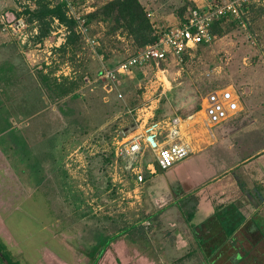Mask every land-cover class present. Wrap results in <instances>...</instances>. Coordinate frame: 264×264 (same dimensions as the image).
<instances>
[{
	"label": "rangeland",
	"instance_id": "rangeland-1",
	"mask_svg": "<svg viewBox=\"0 0 264 264\" xmlns=\"http://www.w3.org/2000/svg\"><path fill=\"white\" fill-rule=\"evenodd\" d=\"M61 1L0 0V205L16 201H7L6 191L14 187L15 197L19 174L30 189L7 217L16 241L4 238L9 261L56 264L49 250L69 264H93L104 240L116 236L95 264H212L206 251L217 242V225L211 226L209 245L199 248L177 206L186 183L167 177L170 169L154 166L149 172L150 150L140 160L120 157L118 143L129 135L139 110L151 108L156 121L180 119L190 154L175 165L177 176L195 173V186L215 190L209 195L214 212L216 206L225 214L233 207L246 222L264 219V0L247 4L242 23L224 20L211 42L180 59L170 54L166 62L133 68L113 85L97 80L96 73L139 49L126 32L110 34L109 22L86 23L87 14L111 0L67 2V16L82 33L63 49L66 27L50 16H33ZM137 1L157 34L213 0ZM5 22L14 28L3 30ZM72 82L71 92L57 88ZM222 89L236 95L240 110L209 125L202 99ZM40 181L59 200L56 216L48 196L31 192ZM55 185L60 193H54ZM220 185L227 190L219 193L225 189L218 190ZM248 228L245 223L232 238ZM64 232L72 235L69 241L60 237Z\"/></svg>",
	"mask_w": 264,
	"mask_h": 264
},
{
	"label": "built area",
	"instance_id": "built-area-1",
	"mask_svg": "<svg viewBox=\"0 0 264 264\" xmlns=\"http://www.w3.org/2000/svg\"><path fill=\"white\" fill-rule=\"evenodd\" d=\"M251 0H213L210 4L191 9L187 18L177 25L165 28L158 33L155 42L146 45L135 55L118 63L113 68H102L96 73L97 80H103L112 85L120 79V75L131 69L156 62H166L168 55L180 59L191 48L209 43L214 39L211 25L219 20L243 22V9ZM254 1V0H253ZM6 24V25H5ZM3 24V30L14 28L21 24L18 20L14 26ZM15 26V27H16ZM79 32L82 30L79 27ZM85 82L89 77L85 76ZM112 90V87H110ZM201 113L209 125H218L233 117L240 110L239 100L229 89L214 90L204 96ZM149 109V110H148ZM139 110L133 128L121 142L118 143L119 155L127 161L143 156L145 151L154 153V163L147 170L155 168L167 170L189 157L190 150L180 137V119L156 121L151 108ZM137 160V161H138ZM135 173L137 182H142V176ZM0 264H6L0 261Z\"/></svg>",
	"mask_w": 264,
	"mask_h": 264
},
{
	"label": "trees",
	"instance_id": "trees-1",
	"mask_svg": "<svg viewBox=\"0 0 264 264\" xmlns=\"http://www.w3.org/2000/svg\"><path fill=\"white\" fill-rule=\"evenodd\" d=\"M83 1L84 0H62L57 5L44 12L37 11L33 14V16L37 18L42 15L50 16L66 27L68 36L62 49L74 46V39L80 37V32L75 30L76 27H78L77 20L73 17L67 16V2L71 5H79L83 3ZM195 8L196 6L192 9ZM85 17L88 19V21H86L87 24L95 19L109 22L112 25L110 28V34H114L117 30L126 32V36L131 38V41L139 50L143 49L146 45L155 42L158 36V33L155 34L152 25L137 0H111L99 10L87 14ZM184 20L185 18L181 19V21ZM223 22L224 20L216 21L211 25L212 34L220 28L218 26ZM229 22H232L231 24L235 23L234 21ZM114 66H107V68H113ZM46 80L47 79H44L45 82ZM74 86L75 84L72 82L69 84L70 88H63V85L57 86V88H61V93H63V90L69 89V91L67 90L65 92L68 93L71 92ZM39 179L41 178L39 177ZM177 206L186 225L192 231L194 238L197 240L198 247L203 250L212 240L210 236L213 234V227L211 226L214 224L217 225L214 236V239H217V242L213 243L210 250L207 249L206 251V255H210L211 257L212 264H218L223 260H227L229 264H264V262H260V259H264V247L261 248L260 246V243H264V219H259L254 216L253 219L246 224L247 227H249L248 230L246 229L245 231L244 229L243 231L238 232L241 239L238 237L235 239L231 237L229 242H227L230 232L227 231L228 228L224 225L225 213H222V210H219L221 207H216V212L212 220L202 225H195L193 220L198 206L197 197L193 194L186 195L178 200ZM221 236L225 238L226 242ZM115 238L116 236L104 240L102 248L97 254L96 261L101 257L103 251ZM0 261H4L6 264H13L9 261L5 246L2 243H0ZM96 261H94L93 264H95Z\"/></svg>",
	"mask_w": 264,
	"mask_h": 264
},
{
	"label": "crops",
	"instance_id": "crops-1",
	"mask_svg": "<svg viewBox=\"0 0 264 264\" xmlns=\"http://www.w3.org/2000/svg\"><path fill=\"white\" fill-rule=\"evenodd\" d=\"M196 7H199V6H196ZM179 22V21H178ZM177 22V24H178ZM6 157V156H5ZM6 161H8L7 158H5ZM188 160V159H187ZM185 159L184 162L187 161ZM183 162V161H182ZM181 165V164H180ZM177 166L173 167L170 169V174L167 176V177H170L171 179L174 178V177H177L179 180H178V183H183L185 184L187 187H186V191L184 190H180L178 192L179 195V198H182L186 195H189V194H195L198 198V206H197V209H196V213H195V217H194V220H193V223L195 225H202V224H205L206 222L212 220L213 216H214V205L212 204V201L211 199L209 198V195H211V193H214L215 190H209V189H212L211 187L210 188H205V187H202L200 185L198 186H195L194 183H196V174L195 173H190V172H186L185 175H183V177L181 178V176H177L178 174V170L177 168H179L180 166ZM172 173V174H171ZM18 174V173H17ZM19 177H21V179H19ZM41 178V177H40ZM214 178V177H213ZM18 181L21 183L19 187H15V197L14 196H11V194L14 192V187L11 188V190H8L6 191V193L10 194V196H8L6 198L7 201H11L13 199H15L16 201H11V202H6L3 205H0V243H2L4 246H5V250L9 252V247H8V244L7 242L5 241L4 238H7V239H11V240H14L15 241V238L13 236V233L10 229V227L8 226V222H7V217L10 215V213L16 209L17 207V201L21 200L23 198L25 192H30L29 190H25V186L22 184V179H23V173L19 174L18 177H17ZM206 180H208V178H206ZM205 181V180H204ZM199 184V183H197ZM225 188V186L223 185H220L217 189H223ZM36 189H38L39 191H37ZM227 188H225L224 190L220 191L219 193H222L223 191H226ZM54 193H60V188L57 187L56 185L54 186ZM19 192V193H18ZM31 192H38V193H41V196L45 198V196H48L47 197V200L48 202L52 204L53 206V212H54V215L56 216V211L58 212V198L52 193L50 192V190L46 187V184H44V181H40L38 182V184H34L32 186V190ZM182 192V193H181ZM49 194V195H47ZM55 204V205H54ZM217 207V206H216ZM215 207V208H216ZM227 213L225 214V222H224V225L228 228L227 231L230 232L229 234V237L228 239H230L233 235V233L235 231H237V229L239 227H242L245 223L247 224L246 222V218H244V215H242L241 213L239 212H236V210L233 208V207H230L227 209ZM233 210L235 212H233ZM226 210H223V213H225ZM229 214V215H228ZM58 223V220L55 218V221H54V225H56ZM67 231V229L65 230ZM191 231V230H190ZM192 232V231H191ZM57 237V235H54V237ZM60 237H63L65 240L68 239V241L71 239L72 235H68L67 232H64L62 234H60ZM58 241V240H57ZM68 241H65L64 243V246L66 248H73L72 245L70 244V242H72V240L70 242ZM60 242V241H58ZM16 243V241H15ZM68 243V244H67ZM62 246H63V243H61ZM70 249V248H69ZM71 250V249H70ZM73 250H71V253H72ZM46 252H49L50 255L52 254L53 256H56V259L55 262L56 264H69L65 261V259H63V257H61L60 254H57V253H51V251L49 250H46ZM46 255V254H45ZM72 257H73V254H72ZM16 264H20V263H16Z\"/></svg>",
	"mask_w": 264,
	"mask_h": 264
}]
</instances>
